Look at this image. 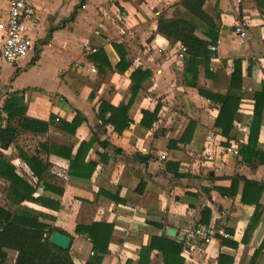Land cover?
<instances>
[{
	"label": "crops",
	"instance_id": "obj_1",
	"mask_svg": "<svg viewBox=\"0 0 264 264\" xmlns=\"http://www.w3.org/2000/svg\"><path fill=\"white\" fill-rule=\"evenodd\" d=\"M185 1L31 0L33 45L14 63L1 55L0 31V125L17 129L8 146L0 142V162L15 166L34 188L17 202L11 180L0 174V206L66 232L74 264L101 254L88 234L77 232L94 222L114 226L99 264H139L142 247L155 236L175 242L188 264L183 234L210 223L229 237L214 240L208 259L196 255L192 264H251L257 249L254 264H264V107L255 145L247 147L255 94H264V0H203L214 28ZM6 16L0 0V20ZM161 16L192 20L195 34L208 41L216 34L210 44L216 49L208 64L200 58L196 79L186 71V47L158 32ZM237 18L247 19V38L234 33ZM138 83L130 125L118 132L103 122L100 106L129 103ZM233 92L240 101L230 125V115L218 119L219 96ZM22 104L24 113L11 118L9 111ZM157 107L152 125L143 124V111ZM25 118L47 125L27 128ZM76 118L82 120L73 130ZM93 137L86 154H78ZM32 158L40 176L30 170ZM72 162L78 172L95 165L92 175L69 174ZM262 186L260 219L252 225ZM156 242L148 264H167L162 241ZM18 255L4 246L0 264H16Z\"/></svg>",
	"mask_w": 264,
	"mask_h": 264
},
{
	"label": "trees",
	"instance_id": "obj_2",
	"mask_svg": "<svg viewBox=\"0 0 264 264\" xmlns=\"http://www.w3.org/2000/svg\"><path fill=\"white\" fill-rule=\"evenodd\" d=\"M185 3L189 7V10L192 12L193 16L200 17L204 19L212 28H214V22L210 16H208L202 9L201 6L203 4V0H186ZM259 7L264 11L262 4L259 1ZM196 23L189 19H180V18H167L165 16H161L157 21V30L160 34L164 35L166 38L171 41H180L183 46L186 47V71L195 72V78H197V64H199V60L201 57L206 59V63L208 64L210 61V56L214 53V50L209 49V45L216 41V34L214 36L209 35L211 38L210 41L203 39L195 34ZM214 43V42H213ZM240 66V62L237 63ZM145 76L149 75V71L145 72ZM144 76V77H145ZM139 83L133 87L132 91V99L127 104H120L119 106H113L108 103H102L100 106V116L104 123L110 122L114 125L115 129L118 132H122L127 126L130 125L131 119L129 117V108L131 106L132 100L139 90ZM203 92V94L209 95V93ZM223 102V105L220 109V116L225 113L228 117L230 115V125L232 122V118L235 110H237V106L240 101V95L236 92L231 93L229 96H219ZM255 111H254V119L251 127V134L249 145L254 146L257 134L260 128L261 122V114L264 107V94L256 93L255 94ZM15 104L21 103L20 98H16L14 100ZM232 102L235 104L232 105ZM15 110H10V117L16 116V114L24 113V104L21 107H16ZM158 107L154 111H143V119L142 122L146 126H151L152 122L156 119L158 113ZM107 113H110L108 117H106ZM107 118V119H106ZM77 119V118H76ZM75 119L73 126V130L77 124L81 122V118ZM220 121H217V123ZM47 125V123L36 122L30 119L25 118V124L27 128L38 126L34 125ZM218 123V124H219ZM47 127V126H46ZM226 134L227 128H224ZM17 129L14 127H5L3 128L0 125V142L3 146H8L16 137ZM95 138L93 137L89 141H83L78 148V154L82 150H84V154L91 148ZM243 147L242 150H244ZM75 162L70 163L69 174L83 177H90L95 168V165L90 167L86 172H78L77 169H74ZM30 170L34 175H39L41 173L36 169V158H32L29 162ZM0 174L5 176L6 178L11 180V188L14 192V196L17 202L24 200L26 198L31 197L34 188L22 177L20 176L16 170L15 166L10 163L1 161L0 162ZM263 190V186L259 188V192L257 194L256 199V212L252 216V225L260 219L261 215V204L259 202V196L261 191ZM250 226L247 231V235L252 228ZM58 229L51 228L49 225L42 223L39 221L38 217L26 212L24 210H18L15 213H11L8 210H5L0 206V248L9 247L16 249L19 252L18 259L16 264H74L73 256L70 252V248L64 249L50 242L51 234ZM114 226L112 224H106L102 222H94L88 226H78V233H85L90 236L94 249L101 254H95L87 261L86 264H99L102 259V254L108 250V244L111 239V235L113 233ZM66 233V232H64ZM157 239H160L162 242V250L164 253V257L167 261V264H182L183 258L180 257L178 251V245L175 242L168 241L166 238L160 237L153 238V241L149 247H142L141 250V259L139 264H148L150 259L151 251L157 246ZM246 239V236H245ZM264 249V241L261 244L259 250ZM253 256V261L251 264H254L256 261V253ZM2 254H4L2 252Z\"/></svg>",
	"mask_w": 264,
	"mask_h": 264
},
{
	"label": "built area",
	"instance_id": "obj_3",
	"mask_svg": "<svg viewBox=\"0 0 264 264\" xmlns=\"http://www.w3.org/2000/svg\"><path fill=\"white\" fill-rule=\"evenodd\" d=\"M4 1L7 3V16L0 20V31L3 34L1 55L6 61L14 63L28 56L33 45L27 29L29 22L34 19L35 9L31 0ZM234 33L241 38L249 36L247 19H235ZM209 48L216 49L214 45H210ZM229 150L236 151V148L231 147ZM227 237L228 232L217 227L215 223L199 224L189 228L181 239L182 252L187 263L195 262L196 255L208 259L209 245L218 238Z\"/></svg>",
	"mask_w": 264,
	"mask_h": 264
},
{
	"label": "water",
	"instance_id": "obj_4",
	"mask_svg": "<svg viewBox=\"0 0 264 264\" xmlns=\"http://www.w3.org/2000/svg\"><path fill=\"white\" fill-rule=\"evenodd\" d=\"M168 233L170 235H174L175 231H174V229H169ZM71 240H72L71 236H69L65 233L59 232V231H54L50 236V242L51 243H53L59 247H62L64 249H67L70 247Z\"/></svg>",
	"mask_w": 264,
	"mask_h": 264
},
{
	"label": "rangeland",
	"instance_id": "obj_5",
	"mask_svg": "<svg viewBox=\"0 0 264 264\" xmlns=\"http://www.w3.org/2000/svg\"><path fill=\"white\" fill-rule=\"evenodd\" d=\"M0 59H1V57H0ZM5 60V59H4Z\"/></svg>",
	"mask_w": 264,
	"mask_h": 264
}]
</instances>
